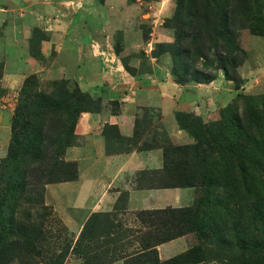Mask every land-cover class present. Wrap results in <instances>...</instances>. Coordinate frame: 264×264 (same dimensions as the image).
Listing matches in <instances>:
<instances>
[{
    "label": "rangeland",
    "instance_id": "rangeland-1",
    "mask_svg": "<svg viewBox=\"0 0 264 264\" xmlns=\"http://www.w3.org/2000/svg\"><path fill=\"white\" fill-rule=\"evenodd\" d=\"M247 1L254 12L241 15L234 11L230 15L229 28L236 34L241 53L234 55L238 66L229 67L227 75L221 67V59L226 56L224 48L229 37L221 36L213 43H209V40L201 42L202 46L207 45L202 54L195 50L190 35L195 31L193 25L196 22L188 16L181 0H136L141 14L135 27L140 39L147 44L141 50V55L165 56L169 74L188 91L220 77L227 81L229 90L235 91L234 97L220 105L210 116L178 112V119L186 131V143H174L164 134L161 139V145L165 148L170 143H194L195 137L199 136L211 144L210 156L220 160L218 165L212 164L211 167L219 186L216 189L212 187V190L208 187L194 188V199L185 206L190 207L199 201L200 209L206 212L209 226L201 232L187 233L144 249L141 243L153 240L148 235L158 234V226L152 225L155 216L152 217V211L140 214L139 211L126 212V204L122 202L113 211L91 214L80 230H75L66 224L62 213L49 206L45 200L46 188L51 180H65L69 176L67 166L57 163L56 171L60 175L44 179L40 186L34 187V175L48 172L42 168L48 158L59 163L65 160V146L78 142L76 127L80 117L68 137L66 135L62 143H55L54 150H49L47 146L54 142L51 140L53 132L46 134L48 124L44 127L45 134L42 137L38 135L37 148H43V152L32 149L22 159L13 158L7 162L12 138L11 125L7 152L0 158V221L2 219L4 222L1 226L8 228L5 218L9 214L14 218L13 234L5 247L11 262L179 264L175 260L196 246L199 247L197 261L184 264H264V75H249L253 69L264 67V0ZM259 14L261 18L256 20L254 17ZM34 47L37 49L36 45ZM124 61L127 63L125 57ZM1 75L0 72V78ZM33 76L36 84L28 86V92L24 93L25 84ZM211 78L214 79L210 81ZM61 80L66 81V88L70 90L78 87L74 79L64 76L45 80L35 73L28 75L13 98L16 99L15 109L22 104V98H27L28 105L23 109H30L29 118L33 126L47 124L48 117L43 115L42 109L47 108L49 101L46 99ZM29 95L33 96V100ZM41 95L46 98L42 100L39 97ZM91 107L99 109L100 100ZM140 123L144 128L149 126L144 121ZM31 134L29 139L34 137L35 132ZM108 135L111 137L108 152L131 147L114 131L111 130ZM180 156L194 159L192 155L180 153ZM35 158L38 160L35 161ZM26 163L27 184L20 191L15 182L21 175L19 170ZM215 171H220V174ZM150 177L153 179L155 175ZM42 223L50 228V236L46 246L38 249L35 246L41 235ZM26 235L30 240L33 239L29 247L25 245Z\"/></svg>",
    "mask_w": 264,
    "mask_h": 264
},
{
    "label": "crops",
    "instance_id": "crops-1",
    "mask_svg": "<svg viewBox=\"0 0 264 264\" xmlns=\"http://www.w3.org/2000/svg\"><path fill=\"white\" fill-rule=\"evenodd\" d=\"M140 14L136 0H0V158L11 138L13 98L28 75L72 78L100 100L99 109L81 113L78 142L65 151L78 178L51 183L45 193L75 230L91 214L113 211L123 191L126 212L190 205L193 187L151 185L150 175L165 164L162 136L186 143L179 111L210 116L234 97L222 77L188 91L169 74L165 56L141 55ZM258 74L264 67L249 72ZM110 126L130 148L108 152Z\"/></svg>",
    "mask_w": 264,
    "mask_h": 264
},
{
    "label": "trees",
    "instance_id": "trees-1",
    "mask_svg": "<svg viewBox=\"0 0 264 264\" xmlns=\"http://www.w3.org/2000/svg\"><path fill=\"white\" fill-rule=\"evenodd\" d=\"M182 5L185 6L188 16L192 18V21H195L196 24L193 25L195 31L192 35V41L195 45V50L200 53H205V48L207 45L202 46L201 42L209 40V43L217 42L221 36L229 37L227 46H225L226 56H224L222 61V68L225 70L226 74L229 75V67H237L238 62L234 55L241 53V50L236 41V34L229 28L231 12L238 11L241 15L252 13V6L247 0H181ZM250 4V5H249ZM242 6V8H240ZM256 20H260L261 15L254 17ZM187 51V50H185ZM214 78L209 79L210 81ZM36 84V78L33 76L29 80L23 92H28V86ZM51 96V97H50ZM46 99L48 102L47 108H43V115L48 117L45 125L40 127L33 126L30 121L29 115H31L30 109L26 108L28 105V99L22 98V104L18 106L12 117V138L9 146V154L7 162L11 161L13 158L22 159L25 157L26 152L37 150L36 152H43V148H37L38 135L42 137L44 132V127L49 124V130L46 131V134L52 133V138L54 142L49 143L47 146L49 150H54V145L57 142L62 143L66 135L68 137L69 133L75 127L78 116L80 117L82 112L85 111H94L93 104L98 102V99L93 98L90 94L82 91L79 86L70 90L66 88V81H59L54 88V91ZM30 98L33 100V96ZM44 100L45 95L39 96ZM34 114L35 112L32 111ZM179 113L176 114L177 121L182 129H184L178 119ZM196 120V118H194ZM197 122L199 120L197 119ZM138 128L140 127L139 122H137ZM28 128V129H27ZM110 130L123 138L118 129L114 126L108 127ZM30 131L28 132V130ZM185 130V129H184ZM35 132L34 137L29 139L31 133ZM50 132V133H49ZM137 135V132H136ZM211 144L200 139L199 136L195 137V142L187 145H174L170 143L167 147H163L164 150V168L159 171H155L153 175L155 178L152 179V186L156 187H208L212 190L216 189V186H219V181L214 175L213 169H211L212 164L218 165L220 160H216L210 156L211 153ZM70 146L68 144L65 146ZM147 146V145H144ZM149 146V145H148ZM53 147V148H52ZM61 146H58L60 148ZM51 148V149H50ZM65 149V151H66ZM56 151V150H55ZM180 153L184 155H192L194 159L188 160L184 156H180ZM174 155V158L172 157ZM42 158L41 160H43ZM38 160L35 158V161ZM53 158H48V161H45V165L42 166L46 173L39 175H34V187L36 185H41L44 182V179L53 177H58L60 175L59 171H56L58 163L60 166H67L69 176L65 180H51L50 183H57L62 181L75 180L78 178V166L76 162L67 161L66 159L61 161H52ZM222 160V159H221ZM192 161V162H190ZM25 165V164H24ZM21 167L19 172L21 173L19 178L16 180L15 184L20 189H24L27 182L25 178L27 177L28 164L26 163ZM50 168V169H49ZM26 169V170H25ZM220 174V171H215ZM62 173V172H61ZM157 175V176H156ZM33 185V183H32ZM215 187V188H214ZM207 190V189H206ZM215 191L213 194H215ZM128 193L126 191L121 192L117 206L127 201ZM208 201L210 198H207ZM18 201H15V206ZM209 204V203H208ZM152 217L155 216V219L152 220V225H157L158 234L150 233L148 238L152 241L145 240L141 243V247L144 249L153 248L161 243L169 241L171 239L183 236L191 232H201L204 228L209 226L208 221L206 220V212L200 209L199 201L190 207H169L165 209L158 210H140L138 214L144 212H151ZM8 228L1 226L2 219L0 221V264H9L11 262L10 255L7 254L6 242L10 239L13 234L12 226L14 218L11 214L6 218ZM161 225V226H160ZM41 235L36 244V248H44L48 243L50 236V228H47L45 223L41 224ZM240 234V233H239ZM239 236V235H238ZM25 245L29 247L33 239H29V236L26 235ZM11 243H9L10 245ZM40 252V251H38ZM199 247L194 246L185 254L180 255L175 262L179 264H184L185 262L194 263L198 259Z\"/></svg>",
    "mask_w": 264,
    "mask_h": 264
}]
</instances>
